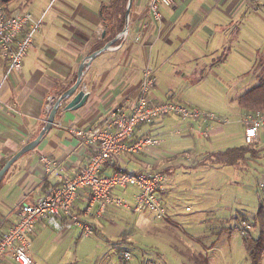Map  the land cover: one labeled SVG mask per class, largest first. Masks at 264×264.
I'll return each mask as SVG.
<instances>
[{"label":"crops","instance_id":"crops-1","mask_svg":"<svg viewBox=\"0 0 264 264\" xmlns=\"http://www.w3.org/2000/svg\"><path fill=\"white\" fill-rule=\"evenodd\" d=\"M110 1L13 0L6 5L11 15L31 11L41 23L34 32L33 43L20 71L6 77L8 61L0 52V169L38 136L58 98L76 82L82 62L101 49L105 36L117 28L109 26L106 33L105 18ZM148 4L149 0H133L127 38L116 42L122 38L121 32L109 40L106 44H111V48L98 54L86 68L81 84L88 93L86 102L76 110H65L67 102H62L52 128L41 143L21 156L4 175L0 183V236L19 220L23 203L35 202L80 170L93 148L73 130H91L102 125L115 109L130 111L146 66H151L156 76L152 89L154 100H174L190 108L212 112L207 100L213 98L199 85L204 79L219 76L217 69L223 68L225 72L228 67L230 72L236 69L228 62L233 55L244 57L236 48L238 44H244L245 47H240L248 51L246 45L251 39L259 36L264 42V0H175L174 5L162 7L161 22L151 18ZM213 85L219 87L215 82ZM239 97H235L237 109ZM137 133L154 134L159 143L138 155L123 154L118 162L135 172L148 171L151 167L161 170L164 190L160 197L166 216L158 218L150 212L110 207L99 217L96 208L87 212L90 194L83 190L75 210L94 227L95 233L84 236L74 230L57 231L45 221H38L28 238L30 255L39 264L67 263L70 250L76 248L82 238L93 236L113 245L128 243L122 238L125 231L121 229L122 224L134 230L137 226L155 236H164V230L170 234L169 230L178 224L173 218L178 213L174 204L177 200L178 204L184 202L187 194L172 186L167 177L180 165L214 168L207 165L204 158L211 152L239 146L234 143L240 139L230 131L229 123L211 121L200 125L193 120L179 121L174 114L156 119L148 130L143 126L138 128ZM243 136L244 129L241 138ZM260 137L259 131L258 139ZM168 142L182 148L177 153L171 148L166 151L161 144ZM42 156L57 162L50 172L46 171ZM112 166L105 170L111 171ZM136 193L133 187L116 192L131 206ZM167 234L165 243L175 248ZM76 255L73 256L76 258ZM0 264L16 263L7 256Z\"/></svg>","mask_w":264,"mask_h":264},{"label":"rangeland","instance_id":"rangeland-1","mask_svg":"<svg viewBox=\"0 0 264 264\" xmlns=\"http://www.w3.org/2000/svg\"><path fill=\"white\" fill-rule=\"evenodd\" d=\"M251 24L258 31L255 21ZM238 45L236 48L244 57L233 55L228 62L234 64L237 71L234 68L230 72V67L226 72L222 71L223 68L217 69L219 76L204 79L199 85L204 93L213 98L207 100L208 109L218 118L227 120L223 123H229L230 131L239 135L240 139L234 145L246 144L245 136L241 138L245 128L242 118L250 115L239 112L235 97L241 96L264 79L263 40L259 36L251 39L246 45L248 51L240 47H245L244 44ZM214 82L219 87L213 85ZM177 117L179 121L183 119ZM193 121L200 125L204 123L201 120ZM150 126L151 123H146L143 127L148 130ZM260 132V139L248 144L263 151V156L257 160L247 159L237 167L220 169H194L180 165L167 177L172 186L185 190L187 194L184 202L178 204L177 200L174 204L178 211L177 216H173L178 222L175 229L169 230L170 234L166 230L162 232L164 236L167 234L169 241L172 238L171 243L175 248L165 243L164 236H155L137 226V230H134L122 224L121 229H125L122 238L128 243L113 245L110 241L96 240L93 236L82 238L83 241L80 240L78 246L70 250L65 264H202L201 256H207L208 264H252L244 235L246 230L256 234L251 222L260 205L264 207V125ZM257 141L259 143L256 145ZM161 146H165V150L173 149L174 153L182 148L181 145L169 142ZM157 168L152 169L161 171ZM133 188L139 192L137 187ZM118 189L123 187L116 188L114 194ZM126 204L127 207L122 208L134 211L136 200L132 206L128 202ZM143 212L154 213L148 210ZM154 215L157 216L156 213ZM104 225L110 226L107 223ZM73 230L80 232L78 229ZM109 235L114 237L113 234ZM198 249L201 252L195 251ZM126 251L131 254L129 260L124 257ZM74 253L77 254L76 258ZM261 264H264V256Z\"/></svg>","mask_w":264,"mask_h":264},{"label":"built area","instance_id":"built-area-1","mask_svg":"<svg viewBox=\"0 0 264 264\" xmlns=\"http://www.w3.org/2000/svg\"><path fill=\"white\" fill-rule=\"evenodd\" d=\"M174 3L175 0H149L151 18L161 22V8ZM40 23L41 20L37 21L31 11L9 15L3 0H0V52L8 61L6 77L11 72L22 69L24 58L33 43L34 32ZM29 25L28 30L24 31ZM155 82L154 70L148 65L144 69L136 101L130 111L118 108L111 112L109 119L102 125L91 130H73L90 144L92 153L76 174L63 179L61 184L50 188L35 202L21 205L19 220L0 236V263L10 256L16 264H39L30 255L28 235L41 220L57 231L78 229L84 236L94 234V227L75 210L79 193L83 190L90 194L87 212L96 208L99 217H103L110 207H127L123 198L114 194V190L131 186L139 189L135 195L134 211H152L158 218L166 216L160 197L164 190L163 174L157 170L128 172L118 162L125 153H142L159 143L149 133L136 138L137 127L171 114L180 116L183 120L221 123L227 120L218 118L214 112L189 108L174 100H154L152 89ZM242 121L245 124V142L254 143L264 125V114H250L242 118ZM41 161L48 172L57 164L48 156H42ZM110 165H115L116 170L103 173L104 167ZM124 257L129 260L130 252L126 251Z\"/></svg>","mask_w":264,"mask_h":264},{"label":"trees","instance_id":"trees-1","mask_svg":"<svg viewBox=\"0 0 264 264\" xmlns=\"http://www.w3.org/2000/svg\"><path fill=\"white\" fill-rule=\"evenodd\" d=\"M13 0H3L5 6L10 3ZM128 0H111L108 5V14L107 18H105V25H106V33H108L109 26L114 28L117 27L112 34L105 36V41L100 45V48H102L109 40H113L117 35H119L125 27V14H126V8H127ZM7 10V8H6ZM7 13L9 11L7 10ZM113 23V24H112ZM112 24V26H111ZM28 29L24 30L27 31ZM111 37V38H110ZM123 40L122 38H119L116 42L120 43ZM99 49V48H98ZM238 105L240 112L242 114H264V79L260 81L258 85L241 95L238 99ZM155 121V120H154ZM147 122L148 123H152ZM146 123H143L137 127L141 128L142 126H145ZM136 131L135 137H140L142 135H139ZM143 153V152H142ZM129 155H138L139 153H125ZM262 150L259 148H254L249 146L247 143L242 144L239 146H232L228 147L224 150H219L215 152H211L208 154L204 161L207 163V165H210L214 168H224V167H237L242 162H245L247 159H259L263 155ZM107 167V166H105ZM105 167L103 169V173H110L114 170H116V166H112L111 171H106ZM152 169V167L150 168ZM149 169V170H150ZM154 169V168H153ZM128 172L132 173H140L135 171H130V169H126ZM127 188L118 189L119 192L122 190H126ZM118 195V194H115ZM253 229L256 230V234H253V231L246 230L244 239L247 243L248 250H249V257L252 261V264H261L262 258L264 256V207L263 205H260L258 212L254 215V220L251 222ZM238 227V226H237ZM202 264H208V258L207 256H201Z\"/></svg>","mask_w":264,"mask_h":264},{"label":"water","instance_id":"water-1","mask_svg":"<svg viewBox=\"0 0 264 264\" xmlns=\"http://www.w3.org/2000/svg\"><path fill=\"white\" fill-rule=\"evenodd\" d=\"M133 0H128L127 8H126V19H125V27L124 30L121 33V36L126 39L128 36L129 31V15L131 11ZM111 44H106L104 47H102L99 50H96L95 52L91 53L86 57V59L82 62V64L79 67L78 70V77L76 82L68 89L66 90L56 101L52 109L50 110V113L47 118V122L45 126L41 129L38 136L31 140L29 143H27L24 147H22L16 154H14L9 160L6 161V163L3 165V167L0 169V183L4 177V175L7 173V171L10 169V167L24 154L34 150L42 141L44 136L49 132V130L52 128L56 115L58 113V110L62 104V102L66 101L67 103L64 106L65 110H76L80 108L87 100L88 93L82 89V79L85 73V70L87 67H89L92 63V61L96 58V56L100 53H102L105 50H108L111 48Z\"/></svg>","mask_w":264,"mask_h":264}]
</instances>
